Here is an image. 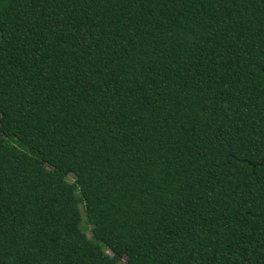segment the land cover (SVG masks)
Instances as JSON below:
<instances>
[{"label":"trees","instance_id":"obj_1","mask_svg":"<svg viewBox=\"0 0 264 264\" xmlns=\"http://www.w3.org/2000/svg\"><path fill=\"white\" fill-rule=\"evenodd\" d=\"M0 264H264V0H0Z\"/></svg>","mask_w":264,"mask_h":264},{"label":"rangeland","instance_id":"obj_2","mask_svg":"<svg viewBox=\"0 0 264 264\" xmlns=\"http://www.w3.org/2000/svg\"><path fill=\"white\" fill-rule=\"evenodd\" d=\"M68 179L72 181V180H73V176H72V175H69V176H68ZM81 213H82V222H81V225L83 226V229H84L85 233H86L89 237H91V225H90V224H87V223L85 222V216L83 215L84 212H83L82 208H81Z\"/></svg>","mask_w":264,"mask_h":264}]
</instances>
